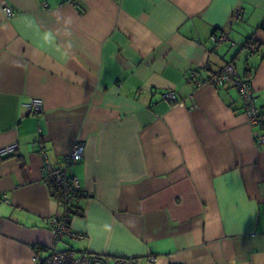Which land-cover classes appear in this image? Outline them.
Returning <instances> with one entry per match:
<instances>
[{
	"label": "crops",
	"instance_id": "1",
	"mask_svg": "<svg viewBox=\"0 0 264 264\" xmlns=\"http://www.w3.org/2000/svg\"><path fill=\"white\" fill-rule=\"evenodd\" d=\"M227 63L264 114V0H0V147L18 145L0 157V264L68 249L264 264L260 128L234 85L192 80ZM39 140L53 162L84 143L71 166L83 213L69 219L81 239L54 241L59 193L41 180Z\"/></svg>",
	"mask_w": 264,
	"mask_h": 264
},
{
	"label": "built area",
	"instance_id": "2",
	"mask_svg": "<svg viewBox=\"0 0 264 264\" xmlns=\"http://www.w3.org/2000/svg\"><path fill=\"white\" fill-rule=\"evenodd\" d=\"M70 2H73V0H70ZM2 9L6 16L13 15L12 8L7 4L3 3ZM242 13L243 9L241 7L235 8L232 12V20L239 19ZM210 39L212 42L219 43L226 40V36L222 32L215 31L210 35ZM192 80L196 86L203 83H210L213 86H222L227 83L234 85L239 92L244 112L250 123L260 128V132L256 137L257 144L264 146V114L261 113L255 104L250 81L241 79L232 63H227L218 72L206 78H199L198 72H194ZM161 98L169 103L174 102L176 94L173 90H164L161 93ZM26 106L27 112L30 114L39 113L43 109V103L40 98H31ZM37 147L43 158L41 180L44 184L55 188L59 193L58 203L61 211L48 220L54 241L58 242L63 238L81 239L83 235L71 229L69 219L71 216H80L83 213L78 204L83 191L82 185L79 177L71 170V166L84 157V143L75 142L70 151L63 155L59 162H53L49 159L42 140L38 141ZM17 149V142L8 143L0 147V157L14 155ZM32 261L33 264H130L134 259L111 258L104 254L68 249L63 251L52 250L44 257L34 255Z\"/></svg>",
	"mask_w": 264,
	"mask_h": 264
},
{
	"label": "trees",
	"instance_id": "3",
	"mask_svg": "<svg viewBox=\"0 0 264 264\" xmlns=\"http://www.w3.org/2000/svg\"><path fill=\"white\" fill-rule=\"evenodd\" d=\"M248 46H249V43H248Z\"/></svg>",
	"mask_w": 264,
	"mask_h": 264
}]
</instances>
